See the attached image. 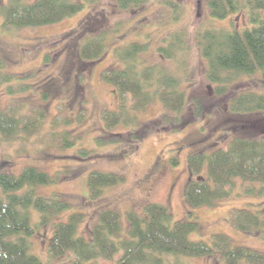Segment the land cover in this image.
<instances>
[{
	"label": "trees",
	"instance_id": "16d2710c",
	"mask_svg": "<svg viewBox=\"0 0 264 264\" xmlns=\"http://www.w3.org/2000/svg\"><path fill=\"white\" fill-rule=\"evenodd\" d=\"M89 0H0V35L22 28H38L60 23L80 12ZM147 0H117L121 9L138 6ZM262 0H209L212 19L223 20L248 8L250 26L231 30L205 29L198 33L197 47L206 68L204 77L210 91L205 96L191 93L182 83L188 81L185 57L178 60L180 75L159 64H147L142 55L148 42H131L114 49L116 66L104 71L101 79L120 98L116 111H105L103 127L95 138L97 146L113 145L135 149L147 136L177 133L188 123L202 119L217 104L233 114L264 112V19L259 11ZM155 49L158 56L175 60L178 51H187L180 36H173ZM105 40L102 35L86 38L79 47V57L93 62L102 57ZM43 57V63L49 62ZM0 60V84L13 95L30 89L24 74L5 73ZM255 77V88L239 91L236 84ZM235 87V88H234ZM188 92V93H187ZM124 96L130 100L126 103ZM45 97V95H44ZM162 112L158 117L141 121L138 114L154 102ZM0 111V138L14 139L36 133L43 115L29 119ZM53 140L61 148L75 146L76 138L68 132L56 133ZM82 158L92 152L82 149ZM171 164L178 161L172 158ZM189 177L184 201L189 208H214L221 201L238 196H261L264 193V138H233L226 149L198 151L186 158ZM59 176L49 175L27 166L18 174L0 172V264H43L31 253V238L39 228L52 226L48 253L52 258L69 255L70 264H102L119 256L118 264H185L183 258L218 257L222 264H264V255L244 246L234 245L224 234H214L209 240H192L200 232L196 221H174L169 210L158 203L146 204L141 212L128 210L121 216L112 210H102L89 238L79 234L84 214L71 213L64 222L54 219L71 208L58 197L37 195L35 189L58 182ZM123 181V177L99 171L87 176L91 200L102 196L105 189ZM237 182L240 192H236ZM38 220L31 221V210ZM230 224L239 232L264 237V200L232 209Z\"/></svg>",
	"mask_w": 264,
	"mask_h": 264
},
{
	"label": "rangeland",
	"instance_id": "374dc122",
	"mask_svg": "<svg viewBox=\"0 0 264 264\" xmlns=\"http://www.w3.org/2000/svg\"><path fill=\"white\" fill-rule=\"evenodd\" d=\"M6 1V0H5ZM32 2L34 0H26ZM244 3V0H240ZM264 3V0H262ZM209 0H147L138 6L121 9L117 0H89L83 9L60 23L11 30L0 35V60L5 73L26 74L30 89L13 95L0 84V111L17 110L16 115L33 118L43 115L39 130L32 135L14 139L0 138V172L18 174L22 168L35 167L49 175L59 176L53 185L38 187L37 195L60 197L71 208L58 215L53 223L64 222L71 213L84 214L79 234L89 238L93 225L102 210H112L121 216L128 210L141 212L148 203L164 205L174 221H196L200 232L190 235L192 240H209L214 234H224L234 245L244 246L264 255V237L237 231L229 222L232 209L264 200L261 196H238L223 200L214 208H189L184 190L189 177L188 155L226 149L236 137L264 138V112L233 114L223 105H214L206 115L188 123L177 133H160L145 137L131 150L124 146H97L95 138L102 130V113L116 111L120 98L104 83L101 75L116 66L114 49L131 42H148L142 55L147 64H159L180 75L178 60L184 54L188 81L186 90L205 96L210 91L204 77L205 62L197 47L198 33L205 29L241 31L250 26L248 8L223 20L212 19ZM264 19V7L259 11ZM102 35L105 51L93 62L79 57V47L88 37ZM180 36L187 51L179 50L175 60H166L155 52L173 36ZM49 62L43 63L44 55ZM255 77L244 78L236 84L239 91L255 88ZM235 88V87H234ZM188 93V92H187ZM45 95V97H44ZM129 103L127 96H124ZM159 102L147 106L138 114L141 121L158 117ZM68 132L76 138L74 147L61 148L53 140L56 133ZM92 152L82 158L80 151ZM176 158L178 164H171ZM92 171L115 174L123 181L104 190L101 197L91 200L87 190V176ZM236 192H240L237 182ZM31 222L38 213L31 210ZM52 226L39 228L31 240V253L43 264H70V256L52 258L48 253V239ZM119 256L102 264H118ZM185 264H222L216 257H186Z\"/></svg>",
	"mask_w": 264,
	"mask_h": 264
}]
</instances>
